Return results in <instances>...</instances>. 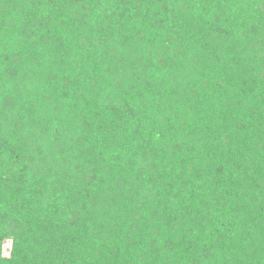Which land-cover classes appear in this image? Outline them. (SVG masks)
Segmentation results:
<instances>
[{"label":"trees","instance_id":"trees-1","mask_svg":"<svg viewBox=\"0 0 264 264\" xmlns=\"http://www.w3.org/2000/svg\"><path fill=\"white\" fill-rule=\"evenodd\" d=\"M0 264H264V0H0Z\"/></svg>","mask_w":264,"mask_h":264},{"label":"rangeland","instance_id":"rangeland-1","mask_svg":"<svg viewBox=\"0 0 264 264\" xmlns=\"http://www.w3.org/2000/svg\"><path fill=\"white\" fill-rule=\"evenodd\" d=\"M10 247V242L9 241H5L3 244V255L6 257L7 254V250Z\"/></svg>","mask_w":264,"mask_h":264}]
</instances>
